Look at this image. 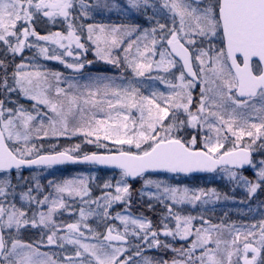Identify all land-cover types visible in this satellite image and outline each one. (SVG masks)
<instances>
[{"label":"snow or ice","instance_id":"snow-or-ice-1","mask_svg":"<svg viewBox=\"0 0 264 264\" xmlns=\"http://www.w3.org/2000/svg\"><path fill=\"white\" fill-rule=\"evenodd\" d=\"M262 196L264 0H0V264H264Z\"/></svg>","mask_w":264,"mask_h":264},{"label":"rangeland","instance_id":"rangeland-1","mask_svg":"<svg viewBox=\"0 0 264 264\" xmlns=\"http://www.w3.org/2000/svg\"><path fill=\"white\" fill-rule=\"evenodd\" d=\"M51 27H55L58 28L57 26H51L49 25L48 28L49 30H51ZM37 30H39L42 33H46L45 28L43 27H37ZM40 64L42 66V68L44 70H56V71H62L64 72L66 75L70 74L68 71L60 68V66L64 67L63 65H61L58 61H53L51 60V64H58L60 66H55V65H50L49 63H47L45 60H43L42 58L40 59ZM57 67V68H56ZM65 68V67H64ZM163 86H161L162 88ZM27 101V100H25ZM27 102H31V101H27ZM61 143L63 144V141H61ZM56 170H48V172H55ZM39 172V171H37ZM85 173V174H92L95 173L96 176V182H99L101 179H106V178H113V179H118V176L113 177L112 176V172L109 173H104V172H98L97 169H71V170H61L60 172L56 173L57 178H62V177H71L76 175L77 173ZM46 176H48V173H45L44 176H40L39 179L41 180L42 183H46ZM48 178H51L50 176H48ZM190 181L187 180H183L187 186L190 189H194V188H206V189H210V188H215L217 189L218 192L224 194H228L229 196H232L235 198V200H230V201H224L223 199H221L214 207H215V211L214 212H210V213H206V215H208L214 222H221L225 219H227L229 222L235 221L238 224L243 221L244 223H248L251 216H255L258 217L259 216V212L256 211L255 206H253V212L250 214V216H239L237 214V212L235 211V209L237 207H246V206H241L238 203H236L237 201H239L242 196L244 195V190L242 188L237 189L235 192L231 191V185L226 181V180H222L219 177H217L215 180H212L210 178H206L205 180H199V179H189ZM179 182V181H177ZM140 187V186H139ZM139 187L137 189H139ZM102 190L101 189H96L94 191V193L99 194ZM260 195V193H259ZM258 195V196H259ZM262 200H264V196L261 197ZM134 207V206H133ZM210 208L213 207L212 205L209 206ZM195 210H193L194 212ZM233 211L234 214H230L229 212ZM225 213H227V216H225ZM91 223V221H90Z\"/></svg>","mask_w":264,"mask_h":264},{"label":"trees","instance_id":"trees-1","mask_svg":"<svg viewBox=\"0 0 264 264\" xmlns=\"http://www.w3.org/2000/svg\"><path fill=\"white\" fill-rule=\"evenodd\" d=\"M22 103H24L26 107L29 106V105L31 104V103H27V102H24V101H22ZM74 139L77 140V141L79 140L78 137H77V138H74ZM85 147H87V148H89V149H94V146H92V145H85ZM97 151H99V152H104L105 149H98ZM139 186H141L139 183H135V187H136V189H137ZM139 188H140V187H139ZM93 195H97V194L93 192ZM258 195H259V192H258ZM139 207H140V205H134L132 211H133L135 214H140V213L137 212V208H139ZM156 208L158 209L157 212H148L147 209H146V207H145V208H143V214L146 215V216H148V217H149L150 219H152L154 222H157V221L161 218V213H163L164 210H163V207H162L161 205H156ZM229 213H230L231 215L234 214L233 211H230Z\"/></svg>","mask_w":264,"mask_h":264},{"label":"water","instance_id":"water-1","mask_svg":"<svg viewBox=\"0 0 264 264\" xmlns=\"http://www.w3.org/2000/svg\"><path fill=\"white\" fill-rule=\"evenodd\" d=\"M64 166H75V165H64ZM64 166H58V167H64ZM79 166H88V165H79ZM211 174H206V173H193L192 176H208Z\"/></svg>","mask_w":264,"mask_h":264}]
</instances>
